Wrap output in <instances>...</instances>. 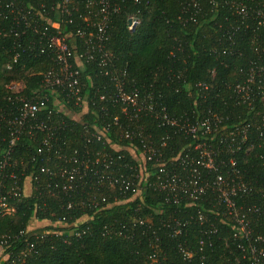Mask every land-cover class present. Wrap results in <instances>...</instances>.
Returning a JSON list of instances; mask_svg holds the SVG:
<instances>
[{
	"label": "trees",
	"instance_id": "1",
	"mask_svg": "<svg viewBox=\"0 0 264 264\" xmlns=\"http://www.w3.org/2000/svg\"><path fill=\"white\" fill-rule=\"evenodd\" d=\"M62 4L0 0V160L10 133L4 118L17 115L19 98L40 100L43 73L56 66L53 52L41 48L55 33L49 28L43 34L47 21L63 20L60 30L75 54L85 51L75 32L86 26L83 17L96 10L97 0H69L70 15L61 12ZM111 4L118 12L110 16L106 50L115 70L125 75V89H137L140 100H150L154 107L139 124L144 138L149 137L157 158L163 160L206 143L215 153V170L202 174L210 182L223 174L244 183L248 194L235 201L249 224L248 242L264 250V25L258 15L264 13V0H111ZM243 6L245 15L239 13ZM26 11L37 32L32 23H23ZM132 16L138 24L130 31L127 20ZM103 72L96 61L82 58L86 111L64 93H53L31 121L51 126L52 137L29 126L19 134L0 170V195L11 187L17 191L8 199L12 212L0 214V264H255L238 248L247 242L233 236L236 223L212 189L193 202L173 204L171 194L157 189L163 178L158 168L143 179L138 196L111 184L112 176L129 178L136 162L126 147L138 151L141 142L113 132L107 134L110 141H87L91 134H85V126L91 132L103 118L111 120L116 114L127 120L118 102L110 97L99 101L102 94L114 91L113 81ZM15 82L21 84L18 92L9 88ZM160 108L180 123L209 118L213 132L193 138L162 124L154 117ZM73 158L78 160L74 165ZM41 167L55 172L42 173ZM165 167L175 169L171 161ZM72 168L77 174L70 181ZM33 174L37 180L27 179ZM199 212L206 216L203 223L198 222ZM33 220L50 225L30 230ZM178 223L186 224L175 233ZM258 262L264 264V258Z\"/></svg>",
	"mask_w": 264,
	"mask_h": 264
},
{
	"label": "built area",
	"instance_id": "2",
	"mask_svg": "<svg viewBox=\"0 0 264 264\" xmlns=\"http://www.w3.org/2000/svg\"><path fill=\"white\" fill-rule=\"evenodd\" d=\"M68 1L69 0H62L63 4L60 9L62 13L70 15V11L67 8ZM89 4H92V2H89ZM246 11V8L243 6L239 10V13L241 15H245ZM116 12H118V8L117 6H113V4H111V0H97L96 10L88 11V13L83 17V20L86 22V26L84 28L76 29L75 35L82 39L85 47V51L78 55H76L73 51L68 37L63 35L60 30L61 22L63 20L54 22L47 21L45 27L42 29L43 34H45V31H48L49 28L54 29L55 33L51 36H47L46 43L41 48L42 51L46 47L53 52L56 66L43 73L41 89L42 95L40 100L21 97L17 101L19 103L17 106V115L4 118L5 123L10 128V133L8 148L0 160V170L8 163L11 150L15 146L19 138V134L25 126L41 131L46 130L48 132L47 138L52 137L53 132L51 126L42 122L36 124L31 123V121L36 120L37 112L41 107H43L45 101L48 100L49 95L56 92H59L60 94L64 93L68 99H72L75 105L79 106L82 112L86 111V97L81 93V59L85 58L86 61H96L98 65L104 69V75L110 76L114 83L113 93L109 96L102 94L99 97V101H108L107 97H110L111 102L114 103L113 100L118 102L120 104V114H124L127 120L122 119L119 114H116L111 118V120L103 118L102 125L99 127L93 126V131L91 132L89 131L90 129L85 126V134H91L86 138L87 141H110L107 134H111L113 132L115 136L122 139L128 141L136 139L141 142V148L138 151L137 147L134 148L132 145L126 147L136 162V167L131 168L133 169V172L128 175L129 178L125 180L123 176H120V179L112 176L110 180L111 184L118 185L120 189L125 192L130 190L133 196H138L142 192L143 179H146V177L152 173L153 169L158 168L159 171L163 173V178H159V182H157V189L160 191H167L168 194H171L172 197L170 201L173 204H178L182 200L187 199L190 202H193L200 196L205 195L207 190L212 189L218 194L220 202L225 205L227 217L230 220L233 219L236 223V230L233 236L238 239L240 238L241 241L247 242L245 246L240 243L238 248L244 252V256L247 255L255 261V264H259L258 260L260 258H264V250L257 249L254 245H251V243L248 242L250 236L249 224L244 220V216L240 215L235 201L237 196L243 197L248 194V190L244 183L241 181L237 182L235 179H232V177L229 178L223 174H217L212 182L204 177L202 174L203 171L215 170V153L204 142L195 144L193 149H190L188 152L186 151V153H184L185 149H182L175 157L163 160L164 158L161 157V154H159L161 159L157 158V153L153 143L148 140L149 137L147 136L144 138L145 130L140 126V123L144 119L143 117H145V115L148 113H154L152 102L150 100L149 102L146 100H140V94L137 89H133L131 91H127L125 89V75L115 70L114 63L112 62V55L106 50L107 41L109 39L110 16ZM27 14H30V11H26V13L22 16L23 23L27 26H31L32 23V30L37 32L38 28L36 22L34 20H32V22L28 21L26 16ZM258 15L260 16V23L264 25V13L258 12ZM137 24L138 19L136 17L132 16L128 18V30L133 31ZM15 92L18 91L16 90ZM245 96L248 95L245 94L242 98ZM106 113L107 112L105 110V114ZM154 117L156 119H160L162 124L174 126L178 128V130L191 135L193 138H197L199 133L204 135L206 133L209 134L213 132L211 127L212 123L209 118L202 119L197 123H180L176 120L169 119L164 108H160L156 111ZM218 123L219 121L217 119L213 130L217 129ZM44 144H48L47 139L44 140ZM196 151L197 153H194ZM40 152L41 150H39V153ZM71 161L70 162L73 165L78 162L77 158H73ZM169 161L173 162L176 171L174 168L165 167L166 163ZM125 167L128 168L127 165H125ZM65 169L67 168L63 167L60 169L62 174H65L67 171ZM70 170L71 171L68 172V174L69 180L71 181L77 174V170L76 168H72ZM40 172L53 175L55 171H52L47 167H41ZM10 178L14 179L15 176L11 174ZM27 179L37 180L38 176L33 174ZM21 192L23 191L21 190ZM16 194V189L11 187L5 191V194L0 195L1 215L12 212L13 208L8 202V199L12 197V195ZM205 220V214L199 212L198 222L203 223ZM185 224L186 223H178V229L175 230V233H180ZM245 249L247 250V254L245 253ZM184 255L190 256L187 252H184ZM3 258L5 257L3 256Z\"/></svg>",
	"mask_w": 264,
	"mask_h": 264
},
{
	"label": "rangeland",
	"instance_id": "3",
	"mask_svg": "<svg viewBox=\"0 0 264 264\" xmlns=\"http://www.w3.org/2000/svg\"><path fill=\"white\" fill-rule=\"evenodd\" d=\"M9 88H11L12 90H15V91H16V90L19 91L20 88H21V84L15 82V83H12V84L9 86ZM48 225H50V223L47 222V221H35V220H33V221L30 223V225H29V229H30V230H33V229L42 228V227H45V226H48ZM0 254H1V250H0Z\"/></svg>",
	"mask_w": 264,
	"mask_h": 264
}]
</instances>
